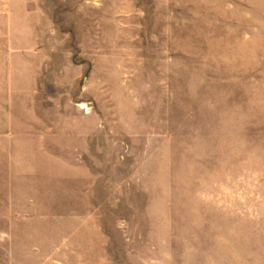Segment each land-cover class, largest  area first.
Masks as SVG:
<instances>
[{
    "label": "rangeland",
    "instance_id": "374dc122",
    "mask_svg": "<svg viewBox=\"0 0 264 264\" xmlns=\"http://www.w3.org/2000/svg\"><path fill=\"white\" fill-rule=\"evenodd\" d=\"M0 264H264V0H0Z\"/></svg>",
    "mask_w": 264,
    "mask_h": 264
},
{
    "label": "crops",
    "instance_id": "0c3cea01",
    "mask_svg": "<svg viewBox=\"0 0 264 264\" xmlns=\"http://www.w3.org/2000/svg\"><path fill=\"white\" fill-rule=\"evenodd\" d=\"M8 84H9L8 94H7L8 95V105H7V109L5 110V114L9 120V123H8V128L2 129V132H6V133L10 134L8 137H9V139H11V133L16 131V129H13V127H12L13 126L12 120L15 119L14 118L15 115H14L12 110L14 107H16V95H14V99H13V96H11V87H10L11 78L10 77L8 78ZM14 90H16V89H13V92H15Z\"/></svg>",
    "mask_w": 264,
    "mask_h": 264
}]
</instances>
